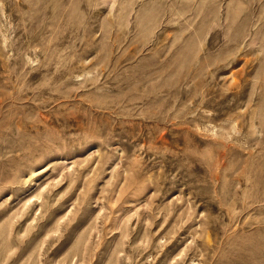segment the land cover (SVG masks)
I'll list each match as a JSON object with an SVG mask.
<instances>
[{"label": "rangeland", "instance_id": "1", "mask_svg": "<svg viewBox=\"0 0 264 264\" xmlns=\"http://www.w3.org/2000/svg\"><path fill=\"white\" fill-rule=\"evenodd\" d=\"M0 264H264V0H0Z\"/></svg>", "mask_w": 264, "mask_h": 264}]
</instances>
